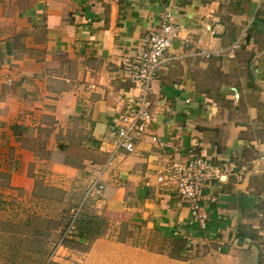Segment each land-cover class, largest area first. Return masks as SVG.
Masks as SVG:
<instances>
[{
	"label": "crops",
	"instance_id": "0c3cea01",
	"mask_svg": "<svg viewBox=\"0 0 264 264\" xmlns=\"http://www.w3.org/2000/svg\"><path fill=\"white\" fill-rule=\"evenodd\" d=\"M14 1L0 8V75L13 77L0 85L5 193H29L47 177L85 186L93 167L104 165L102 194L88 208L120 213L164 247L105 233L67 259L182 264L168 253L173 241L256 242L251 212L264 201V0ZM166 10L179 31L148 94V131L161 144L143 135L134 152L109 156L102 141L117 99L137 92L125 59ZM196 156L232 165L202 189V227L189 223L173 188L156 181L169 162Z\"/></svg>",
	"mask_w": 264,
	"mask_h": 264
},
{
	"label": "rangeland",
	"instance_id": "374dc122",
	"mask_svg": "<svg viewBox=\"0 0 264 264\" xmlns=\"http://www.w3.org/2000/svg\"><path fill=\"white\" fill-rule=\"evenodd\" d=\"M11 4L15 1L0 0L2 9ZM8 183V176L0 172V264H73L67 259L71 253L86 250L91 238L105 233L140 243L151 240L152 245L164 248L152 234L139 233V227H133L120 213L95 214L88 206L97 199H88L77 209L84 186L80 178L35 179L29 193H5ZM251 214L256 227L250 228V237L256 242L246 243L245 248L201 237L191 242L173 241L168 253L182 264H264V201ZM73 215L72 233L62 237ZM80 219L88 220L81 230L84 240L75 237L81 229Z\"/></svg>",
	"mask_w": 264,
	"mask_h": 264
},
{
	"label": "built area",
	"instance_id": "2783aa9c",
	"mask_svg": "<svg viewBox=\"0 0 264 264\" xmlns=\"http://www.w3.org/2000/svg\"><path fill=\"white\" fill-rule=\"evenodd\" d=\"M178 31L179 26L173 22L170 11H163L158 17L157 27L144 33L132 55L125 59L126 77L137 92L134 96L117 99L118 106L114 108L117 113L112 119L107 136L102 141L103 151L109 156L117 151L134 152L137 142L143 135H146L154 144H161L159 139L148 131L153 116L149 110L148 94L150 83L163 62L173 58L168 54V49L176 39ZM183 42L185 45L188 44L187 39ZM196 42H199V39ZM12 82V76L0 75V85H9ZM103 169L104 165L93 167L77 209L88 199H97L102 194L104 184L100 174ZM231 169L232 165L229 162L216 164L196 156L184 162H169L157 174L156 181L172 187L177 196L188 206L189 223L202 227L206 220V212L201 205L202 189L213 180L225 179ZM74 218V215L71 216L62 237L72 232Z\"/></svg>",
	"mask_w": 264,
	"mask_h": 264
},
{
	"label": "trees",
	"instance_id": "16d2710c",
	"mask_svg": "<svg viewBox=\"0 0 264 264\" xmlns=\"http://www.w3.org/2000/svg\"><path fill=\"white\" fill-rule=\"evenodd\" d=\"M79 221L80 222H78V223H79V225L81 224V229L76 233L75 237L83 238L84 233L81 230H82V227L85 226V223H88V220L87 219H80Z\"/></svg>",
	"mask_w": 264,
	"mask_h": 264
}]
</instances>
